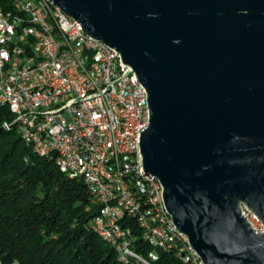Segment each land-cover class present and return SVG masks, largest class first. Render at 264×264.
Wrapping results in <instances>:
<instances>
[{
	"label": "water",
	"instance_id": "95a60500",
	"mask_svg": "<svg viewBox=\"0 0 264 264\" xmlns=\"http://www.w3.org/2000/svg\"><path fill=\"white\" fill-rule=\"evenodd\" d=\"M148 91L146 173L206 264H264V0H54Z\"/></svg>",
	"mask_w": 264,
	"mask_h": 264
},
{
	"label": "built area",
	"instance_id": "2783aa9c",
	"mask_svg": "<svg viewBox=\"0 0 264 264\" xmlns=\"http://www.w3.org/2000/svg\"><path fill=\"white\" fill-rule=\"evenodd\" d=\"M47 14L55 15V23H47ZM0 77V96L14 98L13 113L34 117V124H26L30 138H37L40 149H46V140L66 147L70 172L92 179L99 200L94 222L100 229L102 202L111 203L114 242L124 243L125 255L139 252L142 264L157 261L137 245L131 221H145L153 239L164 240L183 257L159 233L162 218L153 216L161 181L150 174L153 186H146L132 177V169L146 172L138 132L149 126L148 92L130 65L120 66L115 48L97 42L54 0H45V8L33 0H8L6 8L0 6ZM97 172L122 175L125 201L137 202L139 216H122L113 200L115 187L105 186ZM142 200H150V207H142ZM161 207L167 210L165 202ZM243 211L250 222L257 217ZM167 217L179 229L168 210Z\"/></svg>",
	"mask_w": 264,
	"mask_h": 264
},
{
	"label": "trees",
	"instance_id": "16d2710c",
	"mask_svg": "<svg viewBox=\"0 0 264 264\" xmlns=\"http://www.w3.org/2000/svg\"><path fill=\"white\" fill-rule=\"evenodd\" d=\"M7 3L0 0L4 8ZM4 106H0V261L124 264L118 248L94 229L99 206L85 181L62 172L54 155L36 153L22 138L14 113ZM131 224L140 235L136 223ZM137 245L144 253L150 250L140 236ZM154 264L183 263L174 252L162 251Z\"/></svg>",
	"mask_w": 264,
	"mask_h": 264
},
{
	"label": "bare ground",
	"instance_id": "6f19581e",
	"mask_svg": "<svg viewBox=\"0 0 264 264\" xmlns=\"http://www.w3.org/2000/svg\"><path fill=\"white\" fill-rule=\"evenodd\" d=\"M37 3V8H45V0H33ZM47 23H55V15L47 14ZM84 28V27H83ZM97 42H101V44H106L104 41L98 40ZM116 56L120 59V66L129 67V65L125 64L122 59V56L119 51L116 50ZM0 86H2V78L0 77ZM148 92V91H147ZM5 104L7 105L13 113L14 108V98L12 96H0V106ZM4 106V107H5ZM3 107V106H2ZM149 107V101H148ZM14 123L18 124L19 132L24 139V141L33 147L34 151L39 155H54L55 159H57V165L60 170L64 173H68L74 175L70 172L68 168V163L65 161L67 158V148L60 146H53V140H46V149H40L38 145L37 138H30L26 124H34V117H22V112H15ZM151 111L149 107V116H147V124H150ZM6 126L9 127V124L6 123ZM148 128V126H143L141 130L138 132V156L141 160V165L144 168L143 164V155L141 151V136L142 133ZM145 171V168H144ZM77 176V175H74ZM132 177L135 179H141L142 183H145L146 186H153V178L150 174L146 172H142L139 169H132ZM81 178L87 184L90 193L92 194L93 200L99 206V200H96V190L95 185H92V179L88 176H81ZM97 179H100L101 182L105 186H113L115 187V191L113 192V200L114 204L117 208L122 209V216H139V209H137V202L125 201L124 198V185L122 184V175L120 174H109L106 172H97ZM160 181V180H159ZM164 187L161 183V195H156V203L153 205V216H157L158 218H162L161 225L159 226V233L166 237L168 241H170L173 246H176L177 251L182 256H178L183 264H206L198 252L191 245L188 236L183 235L184 233L179 229H175L171 225L170 217H167V210L161 207V203L165 202L164 197ZM142 207H150V200H142ZM102 221H101V229L98 227L96 222H94V229L99 233V235L107 241L111 246L117 247L119 250L120 260L124 262V264H142V257L139 252H131L130 256H127L123 253L124 251V243H115L117 241V234H114V225L111 224L110 218H113V211L111 208L110 202H102ZM98 218V214L95 219ZM173 218V217H172ZM174 221V220H173ZM138 231H140V235H136V240L140 236L144 243H146L149 247V254L156 255L157 260L159 254L163 251H170V248L167 246L166 242L162 239H153L148 233V226L145 221H135ZM139 233V232H138ZM151 264V263H144Z\"/></svg>",
	"mask_w": 264,
	"mask_h": 264
},
{
	"label": "rangeland",
	"instance_id": "374dc122",
	"mask_svg": "<svg viewBox=\"0 0 264 264\" xmlns=\"http://www.w3.org/2000/svg\"><path fill=\"white\" fill-rule=\"evenodd\" d=\"M242 208L245 209L246 211L249 210L246 206H243ZM249 211H250L249 216L254 215V213L251 210ZM251 222L253 226L257 228L258 230H261V231L264 230V226L262 222L257 217L253 216ZM0 264H3V262L0 261ZM14 264H16V262Z\"/></svg>",
	"mask_w": 264,
	"mask_h": 264
}]
</instances>
